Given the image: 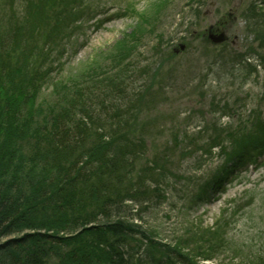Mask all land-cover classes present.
<instances>
[{
	"label": "rangeland",
	"instance_id": "374dc122",
	"mask_svg": "<svg viewBox=\"0 0 264 264\" xmlns=\"http://www.w3.org/2000/svg\"><path fill=\"white\" fill-rule=\"evenodd\" d=\"M24 1L0 0V34L8 28L9 18L23 20ZM36 2L40 13L47 12L44 16L55 13L56 19L63 17L70 35L64 43L68 48L62 60L64 66L47 75L35 117L50 113L42 110L62 106L63 97L75 88L87 92L89 65L95 66L104 56L109 59L105 60L106 67L110 61L119 62L116 50L132 51L131 60L139 68L148 65L152 72L157 69H162L159 73L164 75L172 72V80L166 76L163 82L165 89L163 85L145 83L154 85L166 103L141 115L142 120H152V126L157 128L147 142L146 153L137 155L139 165L156 163L153 170L160 169L159 174L165 175L166 200L162 205L149 206L146 212H137L138 206L128 203L129 218L143 225L159 243L170 244L174 239L191 234L203 237V231H210L203 246L208 244L212 249L205 253L213 256L201 262L203 264L263 263L264 142L258 149H250L246 158L236 157L232 153L236 149L225 140V152L214 149L212 154H206L205 150L197 149L208 146L205 138L215 136L219 128L238 126L259 112L260 119H264V61H260L264 48H260L258 38L261 31L258 27L263 25L257 24L256 33H252L248 30L249 14L246 15L254 7V0ZM3 12L9 15L3 16ZM224 33L229 39L221 42ZM33 43L38 45L39 38L35 37ZM63 51L54 49L48 56L56 58ZM167 52L171 54L170 59ZM235 53L248 54L255 70L239 65ZM103 70L96 72L101 79L107 76V71L105 74ZM109 72L110 78L116 74V71ZM2 92L0 85V98ZM4 124V117L0 115V181L4 179V172H8L5 166L10 170L12 161H16V157L12 160L9 155L16 148L12 141L18 137H9ZM191 136L198 139L190 140ZM22 150L14 155L24 163L33 159L35 153L31 149L22 146ZM157 160L163 161V165L158 166ZM235 167L238 170L231 172ZM26 174L25 179L29 177L30 181L41 178L38 171L30 170ZM34 218L37 222L28 230L0 240V248L25 236L56 234V230L48 232L42 225L60 218L53 214ZM36 225L38 229H34ZM218 229L222 230V237L213 236ZM59 237L58 244L48 238L51 243L38 245L36 242L39 250L50 253L45 263H68L72 253L81 252L82 247L87 246V237L79 230L60 233ZM26 246L25 254L32 248L29 243ZM214 248L218 249L217 253ZM12 252L16 253L13 248L0 252V264H12Z\"/></svg>",
	"mask_w": 264,
	"mask_h": 264
},
{
	"label": "trees",
	"instance_id": "16d2710c",
	"mask_svg": "<svg viewBox=\"0 0 264 264\" xmlns=\"http://www.w3.org/2000/svg\"><path fill=\"white\" fill-rule=\"evenodd\" d=\"M22 3L26 8L23 20L9 18L8 28L0 34V108H4L0 115L8 136L18 135L12 141L16 148L9 155L16 161H12L10 170L5 166L8 172L0 181V240L28 230L40 214H53L60 220L42 225L48 232L56 230L54 236H25L1 247L0 252L13 248L16 253L10 254L12 264H48L44 259L50 253L39 250L36 242L51 243L49 239L58 244L60 233L79 230L87 237V246L72 253L68 263L63 260L65 264H201L211 259L213 255L205 252L212 248L203 246L210 231H203V237L191 234L170 244L159 243L143 225L129 218L128 203L138 206L137 212H146L149 206L162 205L166 200L165 175L159 174L160 169L153 170L156 163L139 165L137 155L146 153L147 142L157 128L152 126V120H142L141 115L166 103L154 85L145 83L164 86L166 76L171 81L173 73H159L162 69L152 72L148 65L139 68L131 60L132 51L116 50L119 62L108 61L106 67L105 60L109 59L104 56L95 66L89 65L87 92L75 88L63 97L62 106L42 110L50 113L36 118L47 75L64 66L62 60L68 49L64 43L70 32L67 34L63 17L56 19L55 13H40L36 0ZM252 5L250 13H246L248 30L256 33V25H263L258 27V38L260 48H264V0H254ZM7 15L3 12V16ZM35 37L39 38L38 45L33 43ZM54 49L64 51L50 58ZM166 55L170 59L171 54ZM247 55L235 53L236 62L238 57L239 65L254 71L256 67ZM100 69L109 77H98ZM109 70L116 71L115 76L110 78ZM166 87L165 83L163 88ZM259 114L238 126L219 128L215 136L205 138L208 146L197 149L206 154H212L214 149L225 152V140L236 149L232 151L236 157L246 158L250 149H258L264 142V119ZM191 137L190 140L198 139ZM22 146L35 153L33 159L24 160L27 167L14 155L16 151L23 152ZM162 162L157 160V165ZM30 170L38 171L41 178L25 179ZM212 234L223 235L221 229ZM28 243L32 248L25 254ZM214 249L217 253L218 249Z\"/></svg>",
	"mask_w": 264,
	"mask_h": 264
},
{
	"label": "water",
	"instance_id": "95a60500",
	"mask_svg": "<svg viewBox=\"0 0 264 264\" xmlns=\"http://www.w3.org/2000/svg\"><path fill=\"white\" fill-rule=\"evenodd\" d=\"M223 36H222V41L221 42H223L224 40H226V38L224 37L225 35L224 34H222Z\"/></svg>",
	"mask_w": 264,
	"mask_h": 264
}]
</instances>
